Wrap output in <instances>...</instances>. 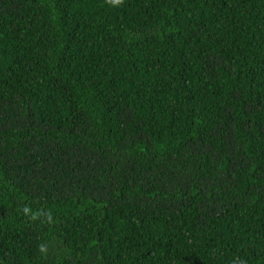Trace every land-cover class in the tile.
<instances>
[{"label":"trees","instance_id":"1","mask_svg":"<svg viewBox=\"0 0 264 264\" xmlns=\"http://www.w3.org/2000/svg\"><path fill=\"white\" fill-rule=\"evenodd\" d=\"M234 261L264 264V0H0V264Z\"/></svg>","mask_w":264,"mask_h":264},{"label":"clouds","instance_id":"2","mask_svg":"<svg viewBox=\"0 0 264 264\" xmlns=\"http://www.w3.org/2000/svg\"><path fill=\"white\" fill-rule=\"evenodd\" d=\"M107 2L111 5V6H120L123 3V0H107ZM22 213L24 214V216L32 221H38L41 220V218L43 217V222L48 223V224H53L55 223L53 214L51 211H48L47 213H45L43 210H37L34 211L30 206L28 205H24L21 209ZM38 250L44 255L47 256L48 254V248L45 244L41 243L38 245ZM233 264H237L236 261L233 262ZM240 264H245V262L241 261Z\"/></svg>","mask_w":264,"mask_h":264}]
</instances>
